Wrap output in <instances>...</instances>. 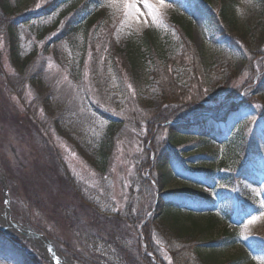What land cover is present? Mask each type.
Masks as SVG:
<instances>
[{
  "label": "rangeland",
  "instance_id": "1",
  "mask_svg": "<svg viewBox=\"0 0 264 264\" xmlns=\"http://www.w3.org/2000/svg\"><path fill=\"white\" fill-rule=\"evenodd\" d=\"M215 1L211 0L212 7ZM235 1L240 21L251 32L246 35L244 49L233 43L237 40H231L237 29L209 26L203 15L205 7L188 5L186 0H165L164 7L159 0H96L91 23L55 42H47L45 35L38 39L36 32L52 26L64 5L45 15L38 11L48 0H9L17 6L13 50L20 59L34 55L24 64L13 63L10 33L0 24V217L7 207L17 226L13 232L8 231L5 220H0V242L19 246L32 264H50L52 256L45 245L34 243L20 225L50 240L67 259L65 264H142L139 258L146 240L140 241L122 221L118 232L110 235L117 222L107 215H129L122 213L128 206L134 215L142 208L147 201L140 176L150 172V176L155 174L154 186L162 184L158 163L139 174L142 160L154 158L161 151L170 166L175 162L166 141L181 131L171 123L161 126L152 114L166 107L163 89L177 101L175 109L180 112L190 110L206 95L242 93L239 104L222 107L226 105L225 111L233 112L237 119H246L244 134L248 139L241 157L245 162L257 161L260 177L257 181L243 177L239 182H225L215 173L213 185L224 190L245 186L258 195L260 203L239 221L236 243L222 252L217 264H230L231 256L245 251V264H264V123L254 119L251 109L264 100V27L259 20L258 0ZM150 4L154 8H149ZM31 11L35 15L26 18ZM183 13L190 19L192 31V41L185 47L179 39L182 29L174 21ZM116 51L131 52L138 67H125L127 59L119 60L116 66L111 57ZM42 94L47 101L42 100ZM113 120L119 124L112 136L105 137ZM194 134L187 131L176 148L172 147L186 168L195 166L200 157L193 153L199 150L214 148L227 155L226 146L214 139L196 148L203 131ZM77 144L91 149L89 161ZM182 144L188 147L182 148ZM227 172L224 174L230 177ZM168 181L160 193L183 186L178 179ZM196 186L189 184L188 190L201 191ZM152 189L149 194L155 193V187ZM202 190L208 191V187ZM159 205L146 210H152L148 217L151 221ZM253 216L257 219L249 224ZM153 224L152 246L156 250L149 255L159 256L161 264H195L191 247L185 256L180 253L173 259L156 231L164 224ZM217 228L200 234L196 245L209 243ZM15 249L2 245L0 264H22Z\"/></svg>",
  "mask_w": 264,
  "mask_h": 264
},
{
  "label": "trees",
  "instance_id": "2",
  "mask_svg": "<svg viewBox=\"0 0 264 264\" xmlns=\"http://www.w3.org/2000/svg\"><path fill=\"white\" fill-rule=\"evenodd\" d=\"M186 1L188 5L193 3L196 6L201 5L205 7L203 15L205 17L206 23L209 26L221 25V27L224 28L226 26H233L232 28L237 29V35L233 36L231 40H237L233 43L242 49L245 48L244 45L246 44V35H249L251 32H249L250 28L242 24L240 21L237 9L238 3L235 0H216V4L214 6L215 8L210 5L211 0ZM96 3V0H48V2L45 4V8L38 12H42L46 15V13L57 9L59 4L64 5V7L60 12L59 19L54 21L52 26L46 28L45 30L39 29L38 32H36L37 38L39 39L45 35V38H48L47 42H55L61 36L66 38L70 33L74 32L80 26H83L84 23H91V17L94 13H96L97 10ZM258 4H260L259 20L264 27V0H258ZM16 9L17 6H13L9 0H0V24L5 26V28L10 33L9 41L11 45L10 48L13 63L24 64L29 59H31L34 54L24 59H20L18 53L13 50V46L16 43V38L13 31V25H15L14 22L16 20ZM40 14L41 13L38 15ZM43 14L42 16H45ZM33 15H35V12L33 11L25 14L26 18L28 19V16ZM24 21L26 22L27 20L24 19ZM174 21L175 24H177L178 27L182 29L181 33L179 34L181 43H183L184 47L189 45V43L192 41L190 19L186 14L183 13L179 15V18L175 16ZM239 26L242 27V30L239 29ZM52 31L56 33L50 34ZM111 57L113 63L116 64V66H119V60L127 59L128 62H125L126 60H124L125 67L129 65L132 67L131 69L134 68V70L138 67L137 62L135 61L136 57L132 55L131 52L125 51L122 53V51H116L111 53ZM39 85L41 84H38V86ZM243 89L244 87H242L240 91ZM36 90L39 92V89L36 88ZM257 93L260 94L259 92ZM162 94L165 103L164 105L166 107H162V111L160 110V113L158 111V113L153 112L152 114H155L153 115V118H155V122L161 124V126L164 122H167L166 126L170 125L171 123L181 131L178 132V134H172L171 136L167 137L166 141L169 152L173 154L171 155L173 159H171H175V162H173V164L170 166V164H168L169 161L166 160L167 155L164 154L163 156L160 151L156 157L145 158L142 160L138 165V172L141 175V173L150 171L151 166L154 164L156 167L157 165H155V163H158L156 168L158 169L157 175H161L163 186H167L169 178L182 181L183 186L179 190H169L164 193L160 198V205L157 207L158 213L155 216L154 221H151L152 219L148 218L142 223L141 218L146 217V210H150L154 207L155 193L149 194V192L150 188L152 189L155 187V180H153V178H155V174L154 176H150L151 173L149 172L147 176H140L139 183H142L143 185L141 186L145 187L146 189L145 197L147 202L142 206V210H138L134 215L131 213V208L128 210L129 206L126 208V211L122 212L129 213V215H124V217H121L122 215H119L117 212L109 214L110 216L107 215V218L114 219L112 221L116 220L117 222L116 229L114 224L113 228L111 229L112 234L110 235L113 236L115 235L114 232H118L119 226L123 225L120 224L121 221L122 223L126 222L125 227L127 226L126 229H128V231L130 230L136 234L140 241L146 240V251L143 252L142 256L140 255V263L155 264L152 258L147 255V253H154L156 250L152 246V243H154L152 241L154 232L152 233V231H154L153 223L155 221H159L160 223H163L164 226L162 230L156 229V231L159 230L157 234L161 237L164 248L172 255L173 259H175L177 254L179 255L180 253L185 256L187 248L191 247V254L193 255L192 260L195 264H217V259L219 260L222 252L236 243V228L239 226V221L243 220V216H247L253 208L258 209L260 203L258 195L254 194L245 186L241 187V184V188L238 190H224L213 185V175L215 173L219 174L220 181L223 180L225 182H239L240 178L242 177H246V179L250 181H256L260 177L257 161L245 162L242 161L241 157V155L244 154L245 147L247 146V144L244 146V143H246L248 139V137L244 134V128H246V119H237L236 116H233V112H227L223 108L226 105L229 106V104H239L240 101H243V94L228 93L224 97L218 95H206L203 100L196 101L195 105L190 107V110L188 109L184 112H180L175 109L177 106H175L174 102L177 101L170 97V93L167 92L166 89H163ZM262 96L264 99V90L262 91ZM41 97L44 102L47 101L45 100V94H42ZM223 104L226 105L222 107ZM45 105L50 107L48 102H46ZM246 105L247 104H245V106ZM251 109L253 110L254 119L258 120L259 122L263 121L262 123H264V100L262 103L252 106ZM211 119L220 126H217L216 124H210ZM56 122L55 124H57ZM109 122L110 125L107 129L108 133H106L107 136L105 137L112 136L113 128L119 124L116 122V120ZM229 124H231V126H229ZM164 127L165 125L163 128ZM187 131H192V133H195L194 135H197V131H203V134L200 138V143L196 146V148H199V145H204L210 140L214 139L219 141V145L226 146L227 155L224 157V154L220 153L218 149L214 148H210L208 150H199L196 153H193L200 157V159L196 161L195 166L193 168H186L182 164L181 159L177 158L178 155L175 153L172 147L176 148V145L179 143V138L186 135ZM77 145L78 151L81 153V155H83V158L89 161L91 149L85 150L82 144V147L79 146V144ZM185 146L188 147V145ZM182 148L185 147L182 145ZM190 156H192V154H190ZM222 169L225 170L222 172L223 174L220 172ZM227 171H229L230 177L224 174L228 173ZM154 173H156V170H154ZM189 184H196V187L200 189H203V187L207 186L210 190L208 192L201 190L197 193H194L188 190ZM152 191L154 192L153 189ZM210 194H213V196H210ZM217 200L219 204L215 206V202ZM94 213L98 216L101 215L96 211H94ZM107 222H109V220ZM232 225L236 228L231 229L230 226ZM215 228H217L218 232L216 230L217 234L213 239H211V241H209V243H206L205 245L202 244L203 247L196 245L199 243L197 241V237L200 234H206L212 231L215 232ZM117 244L119 245L120 243L117 242ZM185 244H187V246H185ZM2 245L11 249L16 248L18 252H14H16V254L20 257L18 259L19 261L22 260V264H32L31 260H29V257H27L25 252H23L19 246H16L11 242L8 244L0 242V247ZM179 245L183 246L184 248H178ZM152 257H156L159 261L158 262L156 260L158 264H161L162 259L159 256L152 255ZM246 257V251L239 252V256H231L229 262L230 264H245L247 262Z\"/></svg>",
  "mask_w": 264,
  "mask_h": 264
},
{
  "label": "bare ground",
  "instance_id": "3",
  "mask_svg": "<svg viewBox=\"0 0 264 264\" xmlns=\"http://www.w3.org/2000/svg\"><path fill=\"white\" fill-rule=\"evenodd\" d=\"M1 215H3V214H1ZM2 219H3V220H2ZM0 220H2V221L5 220V223H6V225H7V230H8V231H12V232H13L14 230H16L17 226L14 225L11 221H8V219H7L6 217L1 216V217H0ZM32 241H33L34 243H39V244H42V243H43L42 240H41V238H37V237H35V236H34V238L32 237ZM45 247H47V246H45ZM47 249L51 252V250H50L49 247H48ZM57 262L62 263V264H65V263L67 262V260L62 259V258H60V257H57Z\"/></svg>",
  "mask_w": 264,
  "mask_h": 264
},
{
  "label": "water",
  "instance_id": "4",
  "mask_svg": "<svg viewBox=\"0 0 264 264\" xmlns=\"http://www.w3.org/2000/svg\"><path fill=\"white\" fill-rule=\"evenodd\" d=\"M159 189H160V186L158 187V191H159ZM0 229H2V228H0ZM26 235H28V236H30V237H37V238H41V240H42V244L43 245H45V246H47V248L49 247L50 248V250H51V255H52V257L54 258V259H56L57 260V255H56V253H55V251H54V249H53V247H52V245H51V243L47 240V239H45V238H43L42 236H40V235H36V234H31V233H28V234H26Z\"/></svg>",
  "mask_w": 264,
  "mask_h": 264
},
{
  "label": "snow or ice",
  "instance_id": "5",
  "mask_svg": "<svg viewBox=\"0 0 264 264\" xmlns=\"http://www.w3.org/2000/svg\"><path fill=\"white\" fill-rule=\"evenodd\" d=\"M159 4H160V7H164L165 6V0H159ZM37 7H39V4H37ZM149 8H154L153 5H148ZM153 19H156V14H155V11H153ZM141 23H147V21H142ZM207 91V90H205ZM261 216H264V213H261ZM257 217L253 216L249 221L248 223L251 224L254 220H256Z\"/></svg>",
  "mask_w": 264,
  "mask_h": 264
}]
</instances>
